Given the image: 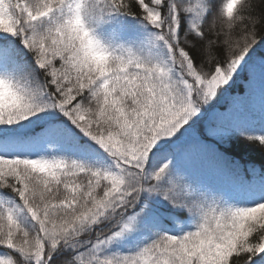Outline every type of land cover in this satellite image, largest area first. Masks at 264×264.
<instances>
[{
  "label": "snow or ice",
  "instance_id": "obj_1",
  "mask_svg": "<svg viewBox=\"0 0 264 264\" xmlns=\"http://www.w3.org/2000/svg\"><path fill=\"white\" fill-rule=\"evenodd\" d=\"M248 145L264 0H0V264H264Z\"/></svg>",
  "mask_w": 264,
  "mask_h": 264
},
{
  "label": "trees",
  "instance_id": "obj_2",
  "mask_svg": "<svg viewBox=\"0 0 264 264\" xmlns=\"http://www.w3.org/2000/svg\"><path fill=\"white\" fill-rule=\"evenodd\" d=\"M253 3L259 4V0H253ZM239 31V29H237ZM231 94L233 96L245 97L247 99V105L249 108V116H254L257 120L260 115V105H261V94H260V85L257 82L254 85V94H249L248 85L243 79H240L233 86ZM230 103L228 98L220 100L219 105L217 106L219 110H224L226 105ZM237 158L240 160L241 164L251 168L255 166L259 170L260 166L264 164V152H261L254 145L246 146L242 151L234 153ZM188 167L190 170L204 174L206 176H211L212 171L206 161L193 156L189 162Z\"/></svg>",
  "mask_w": 264,
  "mask_h": 264
}]
</instances>
